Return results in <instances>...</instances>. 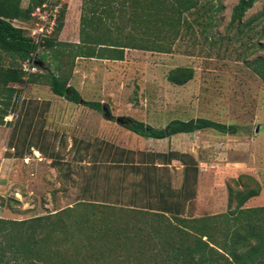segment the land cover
I'll use <instances>...</instances> for the list:
<instances>
[{
  "label": "rangeland",
  "instance_id": "rangeland-1",
  "mask_svg": "<svg viewBox=\"0 0 264 264\" xmlns=\"http://www.w3.org/2000/svg\"><path fill=\"white\" fill-rule=\"evenodd\" d=\"M200 1L213 2V24L201 30L202 24L192 21L196 13L188 14L191 28L173 40H160L165 51L125 48L122 60H74L68 83L84 100L101 102L103 110L55 95L44 83L18 85L7 123L0 125V217L45 215L84 200L130 207L134 198L137 207L154 206V185L148 194L138 184L144 167L135 173L127 165L146 161H154L158 178L174 190L183 184L187 190L195 188V197L184 203L183 216L227 210L229 187L253 185L246 175L260 190L244 206L264 205V81L250 67L254 58L264 55V0L246 10L242 22L248 24L240 32L229 23L238 0ZM27 2L20 4L25 7ZM53 3L65 10L57 38L78 42L82 0L46 2ZM36 21L32 17L12 23L30 35L39 30ZM177 66L194 71L182 85L166 79ZM197 116L235 124L236 133L205 129L154 139L116 121L133 118L163 127L173 118ZM170 150L196 159V178L177 159L166 164L159 157L152 160L153 154ZM149 169L154 176L153 167Z\"/></svg>",
  "mask_w": 264,
  "mask_h": 264
},
{
  "label": "trees",
  "instance_id": "trees-1",
  "mask_svg": "<svg viewBox=\"0 0 264 264\" xmlns=\"http://www.w3.org/2000/svg\"><path fill=\"white\" fill-rule=\"evenodd\" d=\"M255 1L238 0L233 6L229 23L239 32L248 24L242 18ZM20 2L0 0V125L7 123L18 85L25 83L47 84L55 95L103 110L101 102L84 100L68 83L77 57L122 60L125 48L165 51L160 40H173L191 28L188 14L196 13L192 21L202 24L201 30L214 18L213 2L200 0H82L78 42L57 38L64 8L58 9L51 33L35 40L12 20H29L47 0H28L25 7ZM109 17L118 20L107 21ZM250 67L264 81V55L254 58ZM193 72L189 66H177L166 79L182 85ZM122 125L154 139L205 129L234 134L237 129L203 116L173 118L163 127L133 118ZM158 157L164 164L179 160L196 178L197 162L191 154L170 150L153 154L152 160ZM127 165L135 173L144 167L138 184L148 194L154 185L156 205L137 207L134 198L130 207L84 200L45 215L0 217V264H264V205L244 206L260 190L253 177L246 175L253 185L228 188L227 210L191 218L182 213L184 203L195 197V188L187 190L183 184L174 190L158 178L154 161Z\"/></svg>",
  "mask_w": 264,
  "mask_h": 264
},
{
  "label": "built area",
  "instance_id": "built-area-1",
  "mask_svg": "<svg viewBox=\"0 0 264 264\" xmlns=\"http://www.w3.org/2000/svg\"><path fill=\"white\" fill-rule=\"evenodd\" d=\"M45 7H47L45 9ZM50 12L51 17L49 18L47 16L46 10ZM58 11V4L49 5L47 6L46 3H43L41 6H37L34 11L31 13V16L35 18L36 24L39 27V30H33L32 34H30L32 37H34L35 40H38L39 38L47 36L52 30L53 26L55 24V16L56 12ZM45 22H48L47 28H44ZM40 24V25H38ZM24 68L27 69L24 65ZM35 69L34 67L31 68V71Z\"/></svg>",
  "mask_w": 264,
  "mask_h": 264
},
{
  "label": "water",
  "instance_id": "water-1",
  "mask_svg": "<svg viewBox=\"0 0 264 264\" xmlns=\"http://www.w3.org/2000/svg\"><path fill=\"white\" fill-rule=\"evenodd\" d=\"M116 121L120 122V123H127L128 122V119H123L121 117H117L116 118Z\"/></svg>",
  "mask_w": 264,
  "mask_h": 264
},
{
  "label": "crops",
  "instance_id": "crops-1",
  "mask_svg": "<svg viewBox=\"0 0 264 264\" xmlns=\"http://www.w3.org/2000/svg\"><path fill=\"white\" fill-rule=\"evenodd\" d=\"M73 18H74V16H73ZM66 21H68V12H67V15L65 17V24H66ZM63 34H64V32H63Z\"/></svg>",
  "mask_w": 264,
  "mask_h": 264
}]
</instances>
